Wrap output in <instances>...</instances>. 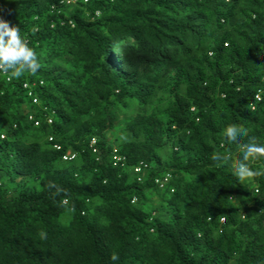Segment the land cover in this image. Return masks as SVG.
<instances>
[{"label":"trees","instance_id":"16d2710c","mask_svg":"<svg viewBox=\"0 0 264 264\" xmlns=\"http://www.w3.org/2000/svg\"><path fill=\"white\" fill-rule=\"evenodd\" d=\"M65 1L0 0V264H264V0Z\"/></svg>","mask_w":264,"mask_h":264},{"label":"clouds","instance_id":"9594fccd","mask_svg":"<svg viewBox=\"0 0 264 264\" xmlns=\"http://www.w3.org/2000/svg\"><path fill=\"white\" fill-rule=\"evenodd\" d=\"M79 0H66L68 5H74ZM89 0H83L87 3ZM41 64L34 49L28 46L20 34L18 26H12L10 23L0 18V74L5 75L9 72L14 78L21 77L24 73L36 74L40 70ZM9 81V77H8ZM255 101H261V92L258 91ZM247 130L238 128L235 125L228 126L225 130L226 141L235 145L237 150L243 154L235 166L234 174L239 180L243 181L247 178L264 174L260 170H253L250 167V161H260L264 159V145L249 141L242 143V138L247 136ZM96 141L91 142V146H95ZM59 150V147H55ZM96 149L93 150V153ZM76 155L68 151L62 158L63 162L76 161ZM214 161H221L223 157L219 154L213 155ZM114 165L121 164V157H113ZM140 173V169L135 170ZM113 261L118 260V256L112 257Z\"/></svg>","mask_w":264,"mask_h":264},{"label":"rangeland","instance_id":"374dc122","mask_svg":"<svg viewBox=\"0 0 264 264\" xmlns=\"http://www.w3.org/2000/svg\"><path fill=\"white\" fill-rule=\"evenodd\" d=\"M132 112H128V113H125V116L122 117V116H118L117 118V125L119 123H121L120 121L123 119V118H128L129 116H131ZM125 136H120V132L118 130L116 131H113L112 133L109 134V137H108V142L111 143L113 146H116L117 145V142H122L125 140Z\"/></svg>","mask_w":264,"mask_h":264}]
</instances>
